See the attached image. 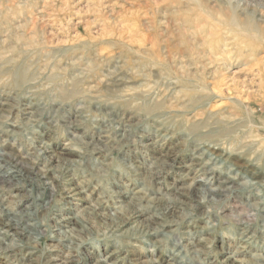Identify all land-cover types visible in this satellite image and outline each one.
<instances>
[{
    "label": "rangeland",
    "instance_id": "1",
    "mask_svg": "<svg viewBox=\"0 0 264 264\" xmlns=\"http://www.w3.org/2000/svg\"><path fill=\"white\" fill-rule=\"evenodd\" d=\"M0 166V264H264V0H0Z\"/></svg>",
    "mask_w": 264,
    "mask_h": 264
},
{
    "label": "bare ground",
    "instance_id": "2",
    "mask_svg": "<svg viewBox=\"0 0 264 264\" xmlns=\"http://www.w3.org/2000/svg\"><path fill=\"white\" fill-rule=\"evenodd\" d=\"M211 16V15H210ZM209 17V16H208ZM212 17V16H211ZM210 17V18H211ZM212 19V18H211ZM216 20V19H215ZM218 20V19H217ZM170 22V21H169ZM216 22V21H215ZM218 23V22H217ZM220 23H221V21H220ZM232 23H233V21H232ZM231 23V24H232ZM236 23V22H235ZM212 25V24H211ZM222 25V24H221ZM220 25V26H221ZM236 25V24H235ZM213 27H217V25H216V23H215V25H213ZM219 27V26H218ZM220 29V28H219ZM216 30H218V29H216ZM198 33H199V30H198ZM231 34V35H227V34ZM207 34H208V32H207ZM213 36H215V32H213V33H211ZM236 34V31L235 30H233V29H225V37H223V38H216L214 41H213V43L212 44H210V49L208 50L209 51V53H211V55L212 56H214V57H218V58H220V59H222V57H224V56H227V55H230L231 53H233V52H235V51H233V52H231L232 51V49L230 48V46H231V39H236V36H234ZM224 35V34H223ZM207 36V35H206ZM204 41V40H203ZM206 42V41H205ZM212 42V41H211ZM208 46H209V41H208ZM228 48H230V49H228ZM254 52V51H253ZM204 57H205V55H204ZM225 58V57H224ZM28 103V102H27ZM14 108V107H13ZM7 109V108H6ZM25 109H26V111H25ZM23 110L25 111V113L28 111V108H26V104H25V107L23 108ZM13 110L11 109L10 110V112L11 113H13L12 112ZM27 115V114H26ZM34 119V118H33ZM35 124V123H34ZM37 125V124H36ZM9 126H11V128L12 129H14V130H16V127L13 125V124H10ZM32 126V125H31ZM34 134V133H33ZM21 135V134H20ZM32 138V137H31ZM35 140V139H34ZM43 146V145H42ZM208 147V146H207ZM209 148H212V149H217V145H212V146H209ZM33 150V149H32ZM39 152H40V150H39ZM16 155V154H15ZM18 155V154H17ZM11 159V158H10ZM12 160V159H11ZM19 161V160H18ZM2 162V161H1ZM17 163V162H16ZM205 164L206 163H202V162H200L199 163V169H203L204 168V166H205ZM13 165V164H12ZM12 167V166H11ZM12 169V168H11ZM206 169V168H205ZM204 169V170H205ZM247 169V168H246ZM0 172H1V176L2 177H5V175H8L9 173L11 174V173H13V172H15V171H11V172H8V171H5V170H2V167L0 166ZM205 174L206 173H213V171H206L205 170V172H204ZM254 173H256V172H254ZM254 173H251V174H254ZM238 175V174H237ZM254 176V175H253ZM252 176V177H253ZM262 180V179H261ZM208 181V180H207ZM238 182V179L236 178H234V177H227L225 180H222V181H220V183H221V185H223L222 187L220 186V189H223V190H226V188H227V186L228 187H230L229 185L230 184H232L233 182ZM66 185V184H65ZM233 185V184H232ZM79 186V185H78ZM77 186V187H78ZM68 187V186H67ZM69 188V187H68ZM80 189V188H79ZM103 203V202H102ZM24 221V220H23ZM64 221V220H63ZM17 222L13 219V218H10V219H5V220H3L2 222H1V224H3L2 226H5V227H7V229H15V228H17V224H16ZM73 223V222H72ZM67 226V225H66ZM245 228V227H244ZM247 229V228H246ZM251 237H247V238H245V239H243V241H244V243H246L249 239H250ZM262 258V257H261ZM224 261H225V264H236L237 262H236V260H234L233 259V256H226L225 257V259H224ZM236 262V263H235Z\"/></svg>",
    "mask_w": 264,
    "mask_h": 264
}]
</instances>
